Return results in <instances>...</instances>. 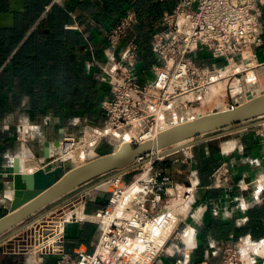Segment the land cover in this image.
Returning <instances> with one entry per match:
<instances>
[{
	"label": "crops",
	"instance_id": "obj_1",
	"mask_svg": "<svg viewBox=\"0 0 264 264\" xmlns=\"http://www.w3.org/2000/svg\"><path fill=\"white\" fill-rule=\"evenodd\" d=\"M47 1L0 0V219L8 214L12 198L9 183L15 157L23 173H31L39 167L29 159L35 153L39 154L35 158L40 159L45 142L52 144L63 137L67 128H60L61 123L99 124L102 120L99 100L107 94L108 87L98 79L96 64L106 59V35L125 13L128 2L64 0L44 14ZM176 3L177 0H140L136 6V75L142 80L152 79L150 32ZM254 53L255 63L264 65V29L262 45ZM258 121L204 135L191 147L153 165L173 180V197L182 196L190 184L194 185L196 201L186 204L181 215L193 229L189 264H217L221 247L243 238L259 244L255 259L257 264H264V188L249 184L264 170ZM21 127L22 136L30 131L27 147L18 139ZM40 129L42 140L35 141ZM223 162L229 167L230 186L214 189L211 174ZM80 196L73 194L50 204L2 235L0 242L12 231L48 211L61 210ZM105 202L82 200L79 210L93 213ZM181 204H185L183 200ZM97 237L95 226L73 222L66 226L61 246L68 252L79 247L92 250ZM35 259L0 252V264H55L49 256ZM178 261L171 255L156 264H179Z\"/></svg>",
	"mask_w": 264,
	"mask_h": 264
},
{
	"label": "built area",
	"instance_id": "obj_2",
	"mask_svg": "<svg viewBox=\"0 0 264 264\" xmlns=\"http://www.w3.org/2000/svg\"><path fill=\"white\" fill-rule=\"evenodd\" d=\"M127 1L129 7L106 35L107 55L99 66L100 81L108 87L100 102L104 123L100 128L85 127L78 135L59 140L60 151L80 149L87 163L97 158L95 150L103 140L112 142L115 138L118 144L126 141L137 146L145 136L166 126L199 117L192 113V107L201 103L211 85L221 79L220 65H234L237 58L255 63L254 52L262 45L264 0H177L150 32L152 79L142 80L136 75L139 45L134 31L138 19L133 9L139 0ZM63 2L49 0L44 14ZM235 105L230 109L239 103ZM260 125L264 149V124ZM23 130L18 129L19 137ZM117 143H111L113 152ZM156 161L152 156L138 158L135 163L140 166L107 179L110 189L103 208L93 213L72 211L45 229L42 224L54 213L48 211L2 240L0 248L9 243L11 248L4 254L24 257L35 253L38 260L52 257L55 264H156L174 253L182 255L179 264H189L193 229L185 225L180 245L174 244L179 238L178 226L185 222L180 212L183 204L173 203V180L154 169ZM211 180L214 189L230 186L225 162L213 171ZM249 184L264 188V170ZM193 187L190 184L185 194L190 195ZM188 198L184 203H190ZM170 208L174 210L172 215ZM172 218H176L175 224L167 231ZM73 222L96 227L98 237L92 250L79 247L68 252L61 246L64 230ZM39 225L42 231L39 228L36 232ZM19 237L23 243L16 247ZM258 247L248 238L225 243L217 264H257Z\"/></svg>",
	"mask_w": 264,
	"mask_h": 264
},
{
	"label": "water",
	"instance_id": "obj_3",
	"mask_svg": "<svg viewBox=\"0 0 264 264\" xmlns=\"http://www.w3.org/2000/svg\"><path fill=\"white\" fill-rule=\"evenodd\" d=\"M254 120L264 123V91L243 105L224 111L216 109L160 133L154 141H146L137 146L126 145L120 151L98 157L78 168L65 164L53 171L38 169L33 173H23L20 160L15 157L9 183L12 198L9 200L8 214L0 219V237L81 186L108 174H112V177L140 166L135 163L138 158L152 156L153 160H160L191 147L204 135ZM51 145L56 148L59 142L43 144L41 156L44 160L50 157ZM24 226L7 236L16 234Z\"/></svg>",
	"mask_w": 264,
	"mask_h": 264
},
{
	"label": "rangeland",
	"instance_id": "obj_4",
	"mask_svg": "<svg viewBox=\"0 0 264 264\" xmlns=\"http://www.w3.org/2000/svg\"><path fill=\"white\" fill-rule=\"evenodd\" d=\"M106 53H107V48H106ZM105 60L103 62L97 63L96 67H97V77L99 78V66L104 64ZM238 62H240L239 64H241L243 66L244 71L239 72L238 74H235V70L237 68H235L238 64ZM249 62H245L243 59L241 58H237V60L234 62V65L231 66H226L224 64H221L220 67L223 70L222 74H221V79L213 85V87H216L217 89V95L214 97H210L209 94L206 97V100H202L201 103H199L198 105L192 107V113H196V114H207L210 113L214 110H227L230 109V106H236L235 104L240 103V102H245V101H249V99H252L255 97V95L257 93H261L262 91H264V66L258 67L256 66L255 63H251V66H247ZM235 66V67H234ZM228 68V69H227ZM263 69V70H262ZM255 71V77L257 79V87H255V89H251V87L249 88L248 85L246 84V77H248V73L250 71ZM262 70V71H261ZM222 85H221V84ZM222 86V87H221ZM224 86V87H223ZM99 99V98H98ZM101 102V99L99 100V104ZM98 104V105H99ZM101 114H102V120L99 121L100 123H96V124H83V123H71V125H67L61 123V125H59L60 128L62 127H66L67 128V132L65 131L63 136L66 135H78L79 132L82 131L83 128L85 127H97L100 128L103 123H104V117H103V113L101 110V107H99ZM45 126V125H42ZM62 126V127H61ZM43 129H40L39 131H37L38 134V139H36L35 141H41L42 139V134H43ZM22 134V132H21ZM30 134V133H29ZM41 134V135H40ZM55 134V133H54ZM17 135H19L18 130H17ZM29 136V135H28ZM18 139L21 141V145H28L27 141H29L26 136L24 135L22 137V135H20V137L18 136ZM60 140H63V138H61ZM58 141V140H56ZM59 142V141H58ZM62 142V141H61ZM111 141L107 140H103L98 147L95 150V154L98 157L104 156V155H108L113 153V144H111ZM25 145V146H26ZM27 147V146H26ZM51 150H52V145H51ZM70 150V149H68ZM74 151V150H72ZM78 151L79 153H81V150H75ZM115 151H117V148L115 149ZM61 154V155H60ZM82 154V153H81ZM39 156V154L35 153V157L37 158ZM35 157H33V159H29V161H33L36 163V165H38L39 168L43 167L46 171H50L56 167H58V165L62 164V163H67L70 162L72 159H68V158H64V155L62 154V151H60V149L56 148L55 150H52V152H50V157H49V162L47 160V163L43 165L44 159L41 157L40 159H36ZM55 163L53 165H50L51 163ZM76 164H80L85 162L84 159H82V156L79 157L78 159L73 161ZM32 163V162H31ZM112 174H108L106 176H103L101 178H98L92 182H89L83 186H81L80 188H78L77 190L69 193L68 195H66L65 197H63L62 199H65L66 197H69L73 194H79L81 195L78 199V201H73L69 204H67L65 207H63L61 210H55L53 211L54 213L52 215H50L45 221L46 223H43L42 226L45 227V229L50 228V226L54 225L55 222L59 221V218L63 217L64 215L74 211L75 213L80 214V202H82V200H87L90 203H93L95 201H106L107 199V191L110 189L109 186L107 184H105L104 181L105 178L110 177ZM102 182V183H101ZM100 183V184H99ZM190 187V185H189ZM188 187V188H189ZM190 195H186L183 194L182 196H178V194L175 195V197H172L174 199L173 203L179 204L181 205L182 200H184L187 196L189 197V204L191 205L195 203L196 201V197L193 193V190L189 191ZM186 204V203H185ZM182 205V210L180 212H184L185 210V206L186 205ZM180 209V208H179ZM172 211V214H174V210L173 208L170 209ZM177 211L175 210V213ZM173 220V219H172ZM174 220H176V218H174ZM172 221V223L169 225V227L167 228V231L172 229V227L175 224V221ZM191 223L187 222V220L184 222V224H181L178 226V236L179 237L177 240L174 241V244L176 245H180L181 243V231L183 230L185 225H188L189 228L192 229V226L190 225ZM47 225V227L45 226ZM172 225V227H171ZM41 227V225H39L38 227H36V232L39 230V228ZM41 229V228H40ZM44 229V230H45ZM42 231V229L40 230ZM32 233H33V229H32ZM42 233V232H41ZM22 240L21 237H19L17 239V241L15 242V246H22ZM12 244V243H11ZM171 244V243H170ZM11 245L8 243L7 246H4L2 248H0V252L4 254V252H6V250L10 249ZM8 255V254H5ZM174 257H178V259L182 260V255L178 254V253H174L173 254ZM14 256V255H13ZM36 256V255H35ZM163 257L164 258H167ZM179 262V261H178Z\"/></svg>",
	"mask_w": 264,
	"mask_h": 264
},
{
	"label": "bare ground",
	"instance_id": "obj_5",
	"mask_svg": "<svg viewBox=\"0 0 264 264\" xmlns=\"http://www.w3.org/2000/svg\"><path fill=\"white\" fill-rule=\"evenodd\" d=\"M240 62H238V64L237 65H235L234 67L235 68H237V67H239V68H237L236 70H235V73H239V72H242V71H244V69H243V66L241 65V64H239ZM248 67L249 66H251V63L249 62L248 63V65H247ZM228 69V68H227ZM263 70V69H262ZM264 71V70H263ZM221 84V83H220ZM246 84L248 85V87L250 88L251 87V89H255V87H257L258 85H257V79H256V77H255V71H250L249 73H248V77H246ZM216 85V84H215ZM222 85V84H221ZM217 86V85H216ZM222 87V86H221ZM224 87V86H223ZM209 94V96L210 97H215L216 95H217V89H216V87H210V89L204 94V96H203V100L205 99L206 100V97H207V95ZM259 94V93H258ZM258 94H256L255 95V97L258 95ZM254 97V98H255ZM254 98H252V99H254ZM252 99H249V101H251ZM249 101H245L244 103L243 102H240L239 103V105H243V104H245V103H247V102H249ZM228 110V109H227ZM220 111H224V110H220ZM202 115H205V114H201L200 113V116H202ZM186 123V122H185ZM185 123H183V124H185ZM179 125H182V123L180 124V123H178V124H175L174 126H166L165 128H163L161 131H156V133H154V134H151V135H147V136H145L144 137V139H143V141L141 142V143H144V142H146V141H154L155 139H156V137L160 134V133H162V132H164V131H167V130H169V129H171V128H173V127H176V126H179ZM112 142L115 144V143H117V141L115 140V138L114 139H112ZM128 143L129 142H126V141H123V142H121L120 144H116V146H115V149L117 148V151H120L123 147H125L126 145H128ZM179 145H182V144H179ZM57 149L59 148L60 149V145L58 146V147H56ZM115 149H114V153L115 152H117V151H115ZM77 150H80V149H77ZM62 154L64 155V158H68V159H72L70 162H67V163H62V164H60V165H58V167H62V166H64L65 164H68V165H71V167L72 168H78V167H81V166H83V165H85L87 162L85 161V162H83V163H80V164H76V163H74L73 161L74 160H76V159H78L79 157H81V153H79L78 151H72V150H66V151H64V152H62ZM61 155V154H60ZM48 162H49V160H48ZM47 163V160H44V162H43V165L42 166H44V164H46ZM53 164H55L54 162L53 163H51L50 165H53ZM58 167H56V168H58ZM56 168H54V169H56ZM39 169H43L44 170V168L43 167H41V168H39ZM54 169H52V170H50V171H53ZM23 170V169H22ZM38 170V169H37ZM36 171V170H35ZM44 171H46V170H44ZM34 171H32L31 173H33ZM102 182H105V181H102ZM101 182V183H102ZM100 184V183H99ZM105 184H107L108 185V182H107V180H106V182H105ZM186 205V204H185ZM171 209V208H170ZM184 212H185V210H184ZM170 215H172V211L170 210ZM173 220H174V218H172ZM172 223V222H171ZM170 223V224H171ZM171 227H172V225H171ZM167 232V231H166ZM189 238H190V236H189V234H187L186 235V241H189ZM53 241H52V239L50 240V242L49 243H52ZM26 256H35V253H31V254H27ZM36 257V256H35ZM36 261H39L38 260V258L36 257V259H35Z\"/></svg>",
	"mask_w": 264,
	"mask_h": 264
},
{
	"label": "trees",
	"instance_id": "obj_6",
	"mask_svg": "<svg viewBox=\"0 0 264 264\" xmlns=\"http://www.w3.org/2000/svg\"><path fill=\"white\" fill-rule=\"evenodd\" d=\"M140 2V0L133 6V9L135 10V12H136V14H137V11H136V6H137V4ZM49 4V0L47 1V3H46V5L44 6V9H45V7L47 6ZM55 6V5H54ZM54 6H52L51 7V9L54 7ZM129 7V4H128V2H127V8ZM43 9V10H44ZM51 11V10H50ZM121 17V16H120ZM119 17V18H120ZM137 19H138V17H137ZM116 24V23H115Z\"/></svg>",
	"mask_w": 264,
	"mask_h": 264
}]
</instances>
